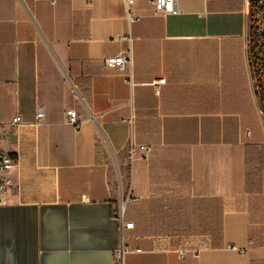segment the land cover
Wrapping results in <instances>:
<instances>
[{
    "label": "crops",
    "instance_id": "1",
    "mask_svg": "<svg viewBox=\"0 0 264 264\" xmlns=\"http://www.w3.org/2000/svg\"><path fill=\"white\" fill-rule=\"evenodd\" d=\"M133 9L130 23L124 0H0V124L21 119L0 264H264L250 0ZM128 51L126 72L106 67Z\"/></svg>",
    "mask_w": 264,
    "mask_h": 264
},
{
    "label": "built area",
    "instance_id": "2",
    "mask_svg": "<svg viewBox=\"0 0 264 264\" xmlns=\"http://www.w3.org/2000/svg\"><path fill=\"white\" fill-rule=\"evenodd\" d=\"M127 13L128 21L130 23L134 22L137 17L135 15L133 6L135 0H124ZM152 6L154 7L157 14L161 15H177V0H149ZM131 41V38H129ZM132 58L131 52L128 51L123 54H119L115 57L107 58L105 60V65L107 68H117L121 72H126L127 68L131 66ZM127 81L132 82L131 74L128 75ZM157 92L159 88L166 85V80L156 79L151 84ZM36 125L40 126L45 123L46 111L44 106L38 105L36 108ZM68 123L75 127L76 129L81 128L83 121L81 117L77 115L75 110L67 111ZM21 123L20 117L15 118L10 124H0V207L7 205V194L8 190L14 185L13 172L17 168L18 161L10 156L5 150L4 147L11 141V130L16 128ZM121 208L119 211L118 218L123 224L124 221V208L125 204L130 201V197L127 198V201H124V192L121 189ZM134 224H126L127 229H133ZM125 252L123 248H118L115 252V258L118 262L122 263L124 259ZM183 255V254H182Z\"/></svg>",
    "mask_w": 264,
    "mask_h": 264
},
{
    "label": "trees",
    "instance_id": "3",
    "mask_svg": "<svg viewBox=\"0 0 264 264\" xmlns=\"http://www.w3.org/2000/svg\"><path fill=\"white\" fill-rule=\"evenodd\" d=\"M250 61L253 79L264 113V1L250 0Z\"/></svg>",
    "mask_w": 264,
    "mask_h": 264
},
{
    "label": "rangeland",
    "instance_id": "4",
    "mask_svg": "<svg viewBox=\"0 0 264 264\" xmlns=\"http://www.w3.org/2000/svg\"><path fill=\"white\" fill-rule=\"evenodd\" d=\"M125 191V193H126V190H124Z\"/></svg>",
    "mask_w": 264,
    "mask_h": 264
},
{
    "label": "water",
    "instance_id": "5",
    "mask_svg": "<svg viewBox=\"0 0 264 264\" xmlns=\"http://www.w3.org/2000/svg\"><path fill=\"white\" fill-rule=\"evenodd\" d=\"M264 1V0H263Z\"/></svg>",
    "mask_w": 264,
    "mask_h": 264
}]
</instances>
